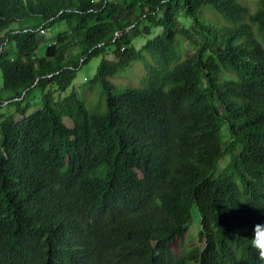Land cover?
<instances>
[{"label": "trees", "instance_id": "1", "mask_svg": "<svg viewBox=\"0 0 264 264\" xmlns=\"http://www.w3.org/2000/svg\"><path fill=\"white\" fill-rule=\"evenodd\" d=\"M100 54L105 108L56 96ZM0 69V264H264V0H0Z\"/></svg>", "mask_w": 264, "mask_h": 264}, {"label": "rangeland", "instance_id": "2", "mask_svg": "<svg viewBox=\"0 0 264 264\" xmlns=\"http://www.w3.org/2000/svg\"><path fill=\"white\" fill-rule=\"evenodd\" d=\"M247 2L249 5L254 6L256 0H244ZM119 3H124L125 0H118ZM63 26H54L50 29L49 32H45L44 30H39L37 33V55L39 57L43 56L46 50V46L49 42L52 41L54 36L61 30H63ZM160 33L159 28H155L153 33L149 36L152 37L156 34ZM145 41V38L143 37H136L134 38V45L135 47L140 50L141 45ZM191 48V45L180 38L179 40V49L184 52L186 49ZM77 47V51H78ZM103 55H96L92 56L85 64L81 65L77 70H76V76L70 85L69 88H67L65 91L59 90L56 92V96H64L71 91H74L79 98H81L89 107L94 106V105H99V108H105L106 104L104 102L99 103V97H101V86L99 85H93L91 83V79L93 78L97 66L102 59ZM107 58L113 59L114 56L112 53H109L107 55ZM181 58V56H180ZM145 67L143 65V62L141 60L134 62L129 69L125 71H120V73L116 76L111 77V80L116 83V84H126L130 83L133 85H140L141 84V77L145 74ZM2 72L0 69V94H2L1 89H2ZM41 90L39 88H34L32 91V96L34 98L33 103L30 104L28 109L26 110L25 115H29L32 112L36 111L37 109L41 108ZM14 110L13 105H2L0 107V112H10ZM21 117L19 114H16V118ZM65 123L67 125H70L71 122L68 118L64 119ZM228 136L227 134H224V139H227ZM233 150L235 153H238L241 149V145L238 143L232 144ZM228 161V156H226L224 159H220L218 161V167L223 166L227 163ZM200 227V216L196 208L192 210V221L187 227V248L190 246H193L196 243L197 240V233Z\"/></svg>", "mask_w": 264, "mask_h": 264}, {"label": "clouds", "instance_id": "3", "mask_svg": "<svg viewBox=\"0 0 264 264\" xmlns=\"http://www.w3.org/2000/svg\"><path fill=\"white\" fill-rule=\"evenodd\" d=\"M250 243L257 250L259 258L264 260V223H257L252 229Z\"/></svg>", "mask_w": 264, "mask_h": 264}, {"label": "bare ground", "instance_id": "4", "mask_svg": "<svg viewBox=\"0 0 264 264\" xmlns=\"http://www.w3.org/2000/svg\"><path fill=\"white\" fill-rule=\"evenodd\" d=\"M112 178V177H111ZM107 178H105V180H106ZM109 180V179H108ZM110 181V180H109ZM109 187V186H108Z\"/></svg>", "mask_w": 264, "mask_h": 264}]
</instances>
